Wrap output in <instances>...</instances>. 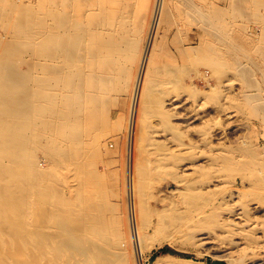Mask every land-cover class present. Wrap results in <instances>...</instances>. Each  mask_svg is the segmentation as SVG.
Instances as JSON below:
<instances>
[{"label":"bare ground","instance_id":"1","mask_svg":"<svg viewBox=\"0 0 264 264\" xmlns=\"http://www.w3.org/2000/svg\"><path fill=\"white\" fill-rule=\"evenodd\" d=\"M239 19L256 23L261 40L241 45ZM248 49L264 60V1L0 0V264H144L152 249L142 234L146 180L187 159L178 201L154 211L160 227L177 236L218 224L242 249L264 254V146L229 144L223 132L208 140L210 122L231 117L226 77L252 90L234 107L264 123V82L241 62L256 64ZM154 116L173 137H150ZM183 126L191 132L185 158L169 146ZM100 129H121L127 226H110L101 181L92 174L88 184L80 172L95 154L87 139ZM221 173L236 189L227 196L214 177Z\"/></svg>","mask_w":264,"mask_h":264},{"label":"rangeland","instance_id":"2","mask_svg":"<svg viewBox=\"0 0 264 264\" xmlns=\"http://www.w3.org/2000/svg\"><path fill=\"white\" fill-rule=\"evenodd\" d=\"M257 1L260 3L264 0H256V2ZM236 24L238 25V31H236V35L238 36L240 44L243 45L244 47L249 46L251 43V40H252L251 44H254L258 42V40H261V37H259L260 29L256 23H253L252 21L249 22V20L247 23L246 20L239 19L238 21H236ZM246 24L248 25V27L246 26ZM244 34H247V35H244ZM241 36L243 37L245 36V37L241 38ZM248 36H249V39L250 38L252 39L250 40L247 39ZM252 52L254 53V51L250 52V50L248 49L249 55L250 56L252 55L251 58L253 57L252 59L256 62V64H254L253 62L251 64L250 63L251 61L246 58H242L241 62L243 64L246 63V66H249V65H251L249 67L253 66L256 81L259 80V82L263 83L264 78L262 76V73L264 69V62H263L264 60L261 57L260 53L255 52L253 55L251 54ZM257 56L260 58L261 63L258 61L259 58ZM258 66L259 67L261 66L260 67L261 69L259 68L260 70L257 69ZM228 78L229 77H226L223 80L224 85H223V90H222V95H223L222 102H224L225 106H228L227 112H229V115L231 117L229 118L225 116L223 118V119L226 118L224 123L220 122V124L215 127H214V123L210 122V125L208 126V132L211 134L212 133L217 134V133L223 132L224 133L223 139H225V141L229 144H233V143L237 144L243 138V139L252 141L254 144L258 143L264 146V123L263 121L256 118L255 116H252L249 112H244L234 107L235 106L234 101L239 99L244 91L250 92L252 90L245 88L244 85L240 81H237V80L234 81V79H231L230 81L232 82H230ZM215 83H216L215 80L212 79L210 84L212 86H216ZM198 86L201 88L202 87L204 88L205 84L200 82ZM261 87H263V93H264V85H262ZM207 109L209 111H212L210 117L208 118L212 121L215 117L213 113L214 107L213 105L209 104ZM120 115L122 116L121 119H120L121 117ZM114 119H120V124L122 127H124L123 125H125L126 123L125 114H123L122 112L118 110H115ZM150 119L151 121L148 119V121H150L149 125L152 126L154 130L156 129V131L157 130L159 131V132L158 131L156 132L152 128L153 131L151 132V134L149 133V135L153 140H156L157 142L159 140H162L163 138L173 137V134L171 131H166L164 133L161 132L160 127H158V123H160V121L157 117L155 116L153 118L150 117ZM118 130L120 131L121 129H118ZM188 130L189 129L184 126L180 127V130L178 129V132H180V134H178L179 137L175 136V138L172 139L169 145L171 146V149L175 151L174 154L179 155L181 157L184 156L183 158L190 156V152L187 149V146L191 141V138L189 135V133L191 132L190 130L189 131ZM119 131L115 129V130H112L110 133H107L105 130L100 129L95 134L90 135L87 140L93 142V145L90 151H93L95 154H91L89 156V160H87L88 162L82 165L80 168V172L84 175V178H86V181L88 184L94 185V178L92 177V174L93 175L95 174L96 177L101 181L102 189H101V197H99V203L103 204L101 205L104 208L105 215H106L105 217L108 219L109 221L108 223H110V226L112 228L117 227V225H119L120 222L126 224V226L128 225L127 209H126L127 206H125L126 202L123 200V191H124L123 187L124 186H123V180L121 179L123 175L122 165L125 160L123 157V145L121 142L122 138H120L121 131L120 132ZM213 134L211 136L210 135L208 136V140H212L214 138ZM101 144H103L104 146ZM188 152H189V155H188ZM187 160L185 162H188ZM172 162L173 164H176L175 160H172ZM172 162H171V165H173ZM178 162L179 164H177V166L179 168L177 166L176 168L179 171L178 170L176 171V168L173 170H167L165 171L166 172L165 174L164 172L163 174H161L162 172H160L158 174H155L154 176L148 177L146 180L147 182L146 200L148 204L147 208H149L148 211L150 210L149 212L151 214H149V217L147 219L149 226L147 227L146 225L147 223L145 222L144 224L145 226L142 227V229L144 230L142 231V234H143L144 240L145 241L147 240L146 242H144V246H146V243H147V245H152V249L151 251L143 253L142 257H143L144 264H213V263H219V264H255L257 263V264H261V261L259 260H264V254L261 248L242 249V246L239 245L238 238L236 236H231V235L229 236L228 234H226L223 231V229H221V227L218 226V224L209 223L210 225L208 224L204 226L203 227L204 229L202 230L200 229L201 231L198 229L195 231L194 230L192 231L189 229L190 231H188V229L184 228V231L182 232L183 234H179L177 236L170 235V232L167 229H162L160 227L159 217H157V215L154 216L155 214L154 211L163 210L166 204L169 205V207L170 206L173 207V204H175V202L178 201V196H179L178 187H181L182 184H180V186L178 185H179V181H181L180 179L183 178L180 175L181 174L180 166L185 163V162L182 163L180 161ZM152 165L153 164H150V163L146 164L147 169L149 170L151 169V167L153 168L154 165L153 166ZM44 166L45 164L43 165V167ZM68 173H67V176L71 179V184L76 187L79 186L82 182L80 177H75L72 175L73 173H70V172ZM167 174H170V175H167ZM219 175L220 176H218V178L216 176L214 177L215 179H217L218 183L221 182L219 186L224 185V188H225L224 196L225 195L227 196L230 191L236 190L235 187L233 186V178L231 176L224 174V173H221ZM212 179L214 180V178ZM209 182L207 181L206 184L208 185ZM213 183L214 182H211L209 185ZM166 198L169 200V203L168 201H166L167 200ZM247 202H248V199L243 200L242 198V201L239 202V206L240 207L244 205L246 206ZM262 208L264 210V207ZM263 218L264 216L261 217L260 220L262 219V221H264ZM148 234L151 235V237ZM148 237L150 238V241ZM261 244L262 242L260 241V245ZM252 253H254L255 255Z\"/></svg>","mask_w":264,"mask_h":264},{"label":"water","instance_id":"3","mask_svg":"<svg viewBox=\"0 0 264 264\" xmlns=\"http://www.w3.org/2000/svg\"><path fill=\"white\" fill-rule=\"evenodd\" d=\"M213 264H219V263H213Z\"/></svg>","mask_w":264,"mask_h":264}]
</instances>
